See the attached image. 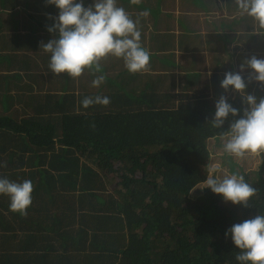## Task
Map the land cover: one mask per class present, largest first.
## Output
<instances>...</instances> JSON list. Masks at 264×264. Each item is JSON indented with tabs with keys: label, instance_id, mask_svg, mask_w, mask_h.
Returning <instances> with one entry per match:
<instances>
[{
	"label": "trees",
	"instance_id": "trees-1",
	"mask_svg": "<svg viewBox=\"0 0 264 264\" xmlns=\"http://www.w3.org/2000/svg\"><path fill=\"white\" fill-rule=\"evenodd\" d=\"M177 1L178 20L167 12ZM212 3L117 0L139 21L149 70L130 73L110 55L99 72L73 79L52 73L41 49L58 35L47 29L59 9L47 0H0V178L34 187L26 215L0 195V264H240L225 233L264 215V153L256 177H244L257 189L249 208L225 202L204 181L209 142L227 137L247 107L221 81L251 56L264 59V49L235 59L218 53L214 34L176 42L175 24L195 34L203 22L192 28L189 15L202 13L206 22L215 17ZM218 29L230 31L224 23ZM100 75L104 83L93 87ZM243 76L259 102L263 84ZM97 95L109 105L82 106ZM221 95L240 115L217 129L210 123Z\"/></svg>",
	"mask_w": 264,
	"mask_h": 264
},
{
	"label": "clouds",
	"instance_id": "clouds-1",
	"mask_svg": "<svg viewBox=\"0 0 264 264\" xmlns=\"http://www.w3.org/2000/svg\"><path fill=\"white\" fill-rule=\"evenodd\" d=\"M138 3L139 0H132ZM240 15L251 17L259 29L264 30V0H234ZM49 5L59 9L54 24L47 30L58 34L47 43L41 42V49L50 53L49 68L52 73H66L75 79L83 75L86 69L100 71V61L108 56L122 58L130 73L149 70L150 53L141 45V32L138 20H133L117 0H93L88 7L83 0H47ZM146 10L141 16H148ZM51 18V17H50ZM250 69L248 82L253 80L264 84V59L255 55L244 60L239 71L226 72L221 81L225 92L234 90L241 94L247 107L239 119H234L230 130L224 133L227 142L223 149L237 158L247 154L264 153V98L257 102L256 97L246 93V81L242 73ZM104 75L93 80V87L104 83ZM110 99L106 96L85 97L82 106L87 109L92 105L107 106ZM229 115L233 118L240 115V110L228 103L227 97L221 95L215 102V114L211 126L221 129ZM219 166H209V174L204 181L205 188L223 197L225 202L249 208L250 199L257 189L248 184L243 176L216 175ZM204 189V188H203ZM34 190L31 180L17 183L0 178V195L10 199V210L21 215L27 214L32 204ZM231 236L239 253L236 260L240 264H264V215L234 224L225 233Z\"/></svg>",
	"mask_w": 264,
	"mask_h": 264
},
{
	"label": "crops",
	"instance_id": "crops-1",
	"mask_svg": "<svg viewBox=\"0 0 264 264\" xmlns=\"http://www.w3.org/2000/svg\"><path fill=\"white\" fill-rule=\"evenodd\" d=\"M214 6L213 12L215 13V17H210L205 22V18L203 14L192 13L189 15L191 17L192 28L198 27L200 22L202 26H199V30L195 34H189L185 31H179V24L175 25L177 28L174 30L175 32L170 35H175L177 37L176 42L180 40L179 37L184 38H196L199 35H203L204 39H206L214 34V37H218V53L221 51H229L231 55L235 59H239L240 57H248V55H253L252 53L259 50L258 48L264 49V30L259 29L256 23L253 21L251 17L247 15H240L237 5L234 0H213ZM216 2V3H215ZM181 3L179 1L175 2L174 9L172 5V9H167L171 15H174L178 20L182 15L180 12ZM181 14V15H180ZM214 23V30H209V27ZM221 23H224L225 27H230V31L218 29V26H221ZM163 33V32H162ZM166 34V33H164ZM224 38V39H223ZM223 39V40H221ZM205 41H203L205 43ZM207 44V43H206ZM208 47V45H207ZM216 50V49H215ZM214 50V51H215ZM178 54V52H176ZM209 64V63H207ZM247 70V69H246ZM177 71V70H176ZM209 71V68L208 70ZM251 70L248 69L246 74L242 73V75H249ZM176 73H179L177 71ZM250 86L255 87L259 84L257 82L250 83ZM264 87V84H263Z\"/></svg>",
	"mask_w": 264,
	"mask_h": 264
},
{
	"label": "rangeland",
	"instance_id": "rangeland-1",
	"mask_svg": "<svg viewBox=\"0 0 264 264\" xmlns=\"http://www.w3.org/2000/svg\"><path fill=\"white\" fill-rule=\"evenodd\" d=\"M1 12V11H0ZM4 12V11H3ZM228 137H222L209 142V150L211 152L212 164L218 165L220 171L216 175H239L256 177L260 164V155L247 154L244 158H237L226 153L223 149ZM255 172L254 174H252ZM201 188L196 189L194 194H199Z\"/></svg>",
	"mask_w": 264,
	"mask_h": 264
}]
</instances>
